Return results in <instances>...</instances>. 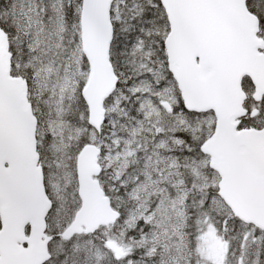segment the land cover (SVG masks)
<instances>
[{
	"label": "snow or ice",
	"instance_id": "6c2138e0",
	"mask_svg": "<svg viewBox=\"0 0 264 264\" xmlns=\"http://www.w3.org/2000/svg\"><path fill=\"white\" fill-rule=\"evenodd\" d=\"M0 264H264V0H0Z\"/></svg>",
	"mask_w": 264,
	"mask_h": 264
}]
</instances>
